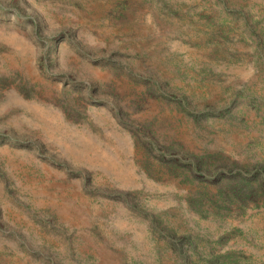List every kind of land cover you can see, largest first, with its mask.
Here are the masks:
<instances>
[{
	"label": "rangeland",
	"instance_id": "obj_1",
	"mask_svg": "<svg viewBox=\"0 0 264 264\" xmlns=\"http://www.w3.org/2000/svg\"><path fill=\"white\" fill-rule=\"evenodd\" d=\"M0 264H264V0H0Z\"/></svg>",
	"mask_w": 264,
	"mask_h": 264
}]
</instances>
